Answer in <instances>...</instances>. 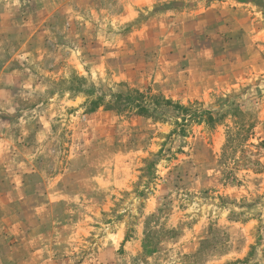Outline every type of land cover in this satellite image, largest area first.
<instances>
[{
  "label": "rangeland",
  "instance_id": "374dc122",
  "mask_svg": "<svg viewBox=\"0 0 264 264\" xmlns=\"http://www.w3.org/2000/svg\"><path fill=\"white\" fill-rule=\"evenodd\" d=\"M217 1L0 0V264H264V0Z\"/></svg>",
  "mask_w": 264,
  "mask_h": 264
},
{
  "label": "trees",
  "instance_id": "16d2710c",
  "mask_svg": "<svg viewBox=\"0 0 264 264\" xmlns=\"http://www.w3.org/2000/svg\"><path fill=\"white\" fill-rule=\"evenodd\" d=\"M112 97V102L107 103L104 105L105 110H118V111H134L135 114L140 116H147V117H161L163 116L162 111L158 108L160 103H157L158 99H155V107L151 109L148 107V104L145 99L146 96L143 93H140L138 91H129L127 93H116L109 95ZM102 97L97 98L95 101L91 102V108L90 112L95 111L101 106ZM159 102V101H158ZM165 105L170 106L171 103L168 101H164ZM173 109H175L178 113L181 114L182 120L186 121L187 118L191 119L195 116H197L196 112H191L188 107H184L182 105H173ZM214 119L208 114V117L206 119V123L213 122ZM259 146L264 148V142L259 143ZM146 248V245H145Z\"/></svg>",
  "mask_w": 264,
  "mask_h": 264
},
{
  "label": "crops",
  "instance_id": "0c3cea01",
  "mask_svg": "<svg viewBox=\"0 0 264 264\" xmlns=\"http://www.w3.org/2000/svg\"><path fill=\"white\" fill-rule=\"evenodd\" d=\"M221 3H218L219 1L216 2V4H214L212 7L207 8V12L209 13V11H215L218 12L220 11V9L224 10V9H229L230 7L233 8V6H236L237 8H239L240 11H245L244 8L246 7H251L250 3L249 4H241V0H220ZM233 1L234 3L237 4H231L230 2ZM245 6V7H243ZM254 9V7H253ZM239 10H237L235 13L239 12ZM246 11L249 12V10L247 9ZM239 14L245 15L244 12H240Z\"/></svg>",
  "mask_w": 264,
  "mask_h": 264
}]
</instances>
